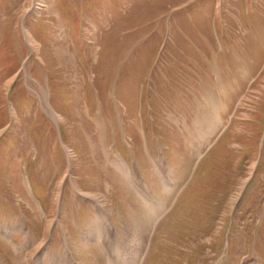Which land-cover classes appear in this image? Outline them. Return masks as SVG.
Instances as JSON below:
<instances>
[{"label": "rangeland", "instance_id": "rangeland-1", "mask_svg": "<svg viewBox=\"0 0 264 264\" xmlns=\"http://www.w3.org/2000/svg\"><path fill=\"white\" fill-rule=\"evenodd\" d=\"M207 51L227 71L225 80L205 106L173 110L180 97L178 82L186 77L183 67L193 68L197 55ZM112 128L119 133L115 147L131 169L143 168L132 147L138 144L136 132L145 144L144 130L152 154L179 189L171 212L140 253L136 237L141 235L118 224L124 216L120 198L105 195V202L104 191H96L94 205L114 210L118 225L119 235L109 237L110 260L264 264V0H0V219L12 216L26 229L17 253L6 250L0 233V264H25L28 254L43 245L31 261L47 264L61 189L76 192L67 184V171L79 179L83 201L93 203L89 192L104 166L98 135L105 138ZM198 152L203 158L190 169ZM145 164L154 176L146 153ZM140 168L145 189L155 194ZM54 171L63 174L55 178L53 191ZM116 177L125 189L117 179L103 186L126 192L123 211L137 224L141 213L131 210L127 193L132 186L122 173ZM26 186L50 211L49 221L38 210H27L26 202L30 207L33 202ZM174 190L170 196V189L161 190L154 217L169 209ZM72 208L69 240L61 229L54 232L55 264H75L71 255L83 264H108L99 245L82 246L79 231L88 224L79 222L78 204ZM138 208L143 210V204L137 200ZM29 218L35 220L32 226ZM28 228L36 230V240L28 237ZM85 229L84 239L89 235Z\"/></svg>", "mask_w": 264, "mask_h": 264}, {"label": "crops", "instance_id": "crops-1", "mask_svg": "<svg viewBox=\"0 0 264 264\" xmlns=\"http://www.w3.org/2000/svg\"><path fill=\"white\" fill-rule=\"evenodd\" d=\"M198 60L196 61L193 68L186 70L190 67V65H186V69L183 67V73L186 74V77L184 79V82L179 83L178 82V92H179V101L175 102L173 105V110L176 111V109L181 107L182 109H185L193 104L198 103L202 105H206L211 98L215 95V93L219 90V85L222 83L221 81L225 80L224 73L227 72L222 67L217 64L213 59V54H209V51H207L205 54H199ZM218 65V67H216ZM216 67V69H215ZM182 75V72L179 73V76ZM190 75V76H189ZM166 76V75H165ZM228 77V75L226 76ZM237 80L234 79L233 81ZM226 81L224 82V84ZM177 87V86H176ZM171 108V107H170ZM166 109V107H165ZM193 124V123H191ZM206 138H210L209 135L206 136ZM205 138V139H206ZM63 189V188H62ZM61 189V190H62ZM62 192V191H61ZM60 192V194H61ZM63 194V193H62ZM70 196L67 197L63 204L62 209L64 210L63 216H65V219L63 220V223L61 225V229L63 231L64 237H67L69 240L70 236V226H72V220L70 218L71 213L73 211L71 205L72 202L70 201ZM123 204V201H121ZM81 211V210H80ZM119 210H117L118 212ZM71 212V213H70ZM76 215L75 213L73 216ZM83 213L79 212V222L83 223V221H86V219H82ZM72 216V217H73ZM123 221H127L123 218ZM141 221H143V218H141ZM125 225H127L125 223ZM133 228L135 229L136 224H132ZM143 224H141L142 227ZM79 227V224L77 225ZM145 226V224H144ZM58 229V230H59ZM85 229V228H84ZM83 229V230H84ZM79 231L78 238L81 240L82 238V231ZM65 241V243H69V241ZM54 241V240H53ZM77 240L73 241L72 243H76ZM83 243V241L81 240ZM64 243V244H65ZM6 248V247H5ZM8 248V247H7ZM6 248L7 251H9ZM48 251H51V248L48 249Z\"/></svg>", "mask_w": 264, "mask_h": 264}, {"label": "bare ground", "instance_id": "bare-ground-1", "mask_svg": "<svg viewBox=\"0 0 264 264\" xmlns=\"http://www.w3.org/2000/svg\"><path fill=\"white\" fill-rule=\"evenodd\" d=\"M101 137H102V135H101ZM108 160L111 162V164L115 162L114 160H112L111 156H109ZM166 189H170V188H169V187L167 188V186H165L164 190H166ZM163 202H164V201H163ZM146 203L148 204V203H149V200H148ZM159 203H160V202H155L154 206H155V205L159 206V205H160ZM163 212H164V211H163ZM163 212H162V213H163ZM158 224H159V223H158Z\"/></svg>", "mask_w": 264, "mask_h": 264}]
</instances>
